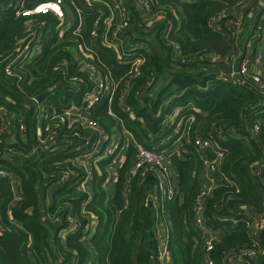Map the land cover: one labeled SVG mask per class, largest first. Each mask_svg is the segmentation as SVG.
I'll return each instance as SVG.
<instances>
[{
    "label": "trees",
    "instance_id": "16d2710c",
    "mask_svg": "<svg viewBox=\"0 0 264 264\" xmlns=\"http://www.w3.org/2000/svg\"><path fill=\"white\" fill-rule=\"evenodd\" d=\"M75 1L82 10V34L90 43L94 20L100 15L105 20L109 10L97 3L88 5L86 0ZM148 1L151 13L157 16L152 17L147 33L151 41L130 38L143 45L137 52L143 63L134 78L130 79V65L118 63L114 51L102 46L100 40L95 43L99 59L87 60L101 74L111 72L115 80L110 108L120 130L121 119L135 139L149 147L170 133L174 138L184 134L181 154L171 153L174 147L170 145L168 149L169 164L178 176L179 196L160 202L156 208L152 203L146 205L156 184L152 171L130 175L136 158L132 143L125 160L119 163V177L111 194L104 187L106 161L98 163L99 177L94 168L90 198L73 181L56 182V174L78 152L36 151L32 98L47 91L41 106L50 114L61 113L72 103L80 106L83 93L75 90L93 88V83L75 61L77 37L72 30L59 35L55 14H16V9H33L42 0L18 1L20 5L0 0V108H6L11 120L9 134L0 136V168L10 174L0 177V264H46V252L52 262L160 264L155 225L161 215L168 217L170 225V264H205V234L195 223L197 196L208 185L204 155L197 152L195 144L198 136L209 137L223 152L214 173L216 184L203 212L206 227L218 235L210 255L213 264H256L240 260L242 250L252 251L253 257L264 261V227L254 226L264 219V96L259 94L260 84L250 76H244L245 82L225 79L234 63L248 52L237 46V28L226 22L237 12L264 16V4L259 7L264 0ZM225 11L219 22L221 29L213 30L212 21ZM139 14L143 16L141 11ZM40 22L45 25L40 26ZM30 24L41 32L42 49L31 48L24 55L16 70L22 73L18 80L6 75L5 66L16 56L15 43H23ZM251 35L255 45L261 41L254 31ZM250 53L255 56L256 47ZM64 61L71 85L59 75ZM176 108H181L178 119L194 116L195 120L184 124L179 133L175 132L177 121L162 130ZM108 109V102L103 100L92 111L105 131V121L111 120ZM4 119L0 114V131ZM46 122L44 119L43 124ZM23 123L24 131L20 129ZM255 123L259 124L257 131ZM54 131L56 135L51 136L57 138L72 136L76 129L62 126ZM218 149L208 150L206 155L215 158ZM6 151H12L13 156L1 155ZM32 154V163L24 159ZM84 211L97 216L94 227L86 226L89 219ZM47 214H56L60 223ZM69 214L78 219L79 228L62 239L59 232L68 226Z\"/></svg>",
    "mask_w": 264,
    "mask_h": 264
},
{
    "label": "built area",
    "instance_id": "2783aa9c",
    "mask_svg": "<svg viewBox=\"0 0 264 264\" xmlns=\"http://www.w3.org/2000/svg\"><path fill=\"white\" fill-rule=\"evenodd\" d=\"M16 1L15 5H20L18 1L25 0H9ZM43 2L36 5L33 9H26L24 11H20L16 9V14L24 16H32L34 14L41 13H53L58 17V22L56 25L57 30L59 31V35L63 36L69 30H72V34L77 37L78 42V51H76L77 56L75 57V61L77 62V66H81V69L89 73L92 86L90 89L81 90L76 89L77 93H83L81 98V103L84 102L85 105L78 109L81 110L83 120L86 123V128L90 130L88 133L89 136L85 137L84 142H80V133L79 129L75 127L72 121V108L71 106L64 109L61 113H53L50 114L44 107L41 105V101L37 100V97H33L32 101L34 102L35 111L37 113L36 117L38 119V131H34V135L37 140L40 142V146H36V151L48 150V151H63L68 149L69 152L77 151V155L71 159L64 169L59 171L57 175V183H66L69 181H73L74 184L78 185V188L85 192L88 196L92 197V189H93V181L95 177L94 168L96 170V175L99 177L101 175V170L99 168L98 163L100 161H106L107 166L109 164L110 170H105L104 176V187L109 190V194L115 188L116 181L118 180V169H116L117 165L121 161H124L126 155L129 151V147L131 143L134 146V150L136 152V158L134 160L133 166L130 170V175L134 176L138 172H141L142 175L145 174L146 171H152V173L156 177V184L153 191L149 194L147 198L146 205L152 203L156 208L158 204L165 200H175L179 196L178 190V180L175 172L169 164L168 154L170 151L168 149L172 146L173 153L174 151H184L182 149L183 137L184 134H180L179 131L182 129L184 124L189 122H193L195 120L194 116H188L178 119L181 108H176L174 112L167 116L166 125L169 127L177 121V128L175 130L176 133H179L177 138H170L171 135H167L162 138L163 140L161 145L156 143L155 146L149 147L144 143L135 139L133 133L128 130L124 122L120 119L122 125V130H119V133L115 138H111L108 135V131L100 129L97 125L98 121L92 117V111L99 105L100 102L106 100L109 105L108 112L111 113L112 110L110 108L111 101L115 91V80L112 77L111 72L103 75L100 73L96 65L87 60V58L92 60H98L100 53L96 48V42L100 40L102 41V46L110 48L114 51L116 60L118 63H128L131 68V76L130 79L134 78L138 73V67L143 63V59L137 52L142 48L138 43L133 41L126 42L125 37L129 39L131 30H135L136 27L142 31L148 32L150 21L152 17L157 16L151 13V7L148 0L142 1H131L132 5L128 6L127 3L123 0H86V4L97 3L98 5L105 7L109 10V16L103 20L102 15L98 16L94 22L93 27L90 32V43L87 42V39L83 36V15L82 10L78 6V3L75 0H42ZM50 3H55L57 11H52L51 9L45 8L44 11H38L37 9L41 5H47ZM10 4L9 6H12ZM138 5V7H137ZM143 11L147 12V16L144 15L141 17L139 14ZM226 16L225 13H221L217 18H215L212 22L213 30L218 31L221 29L219 22L223 17ZM141 17V18H139ZM145 17V18H144ZM136 18V19H135ZM242 18V14L234 15L231 17L226 23L227 25L234 26L236 28L240 25V19ZM264 16H261L259 13L256 17V23L253 31L257 37H260L261 41L264 42V23L262 22ZM131 23H134V25ZM40 26L45 25V22H40ZM127 28V33L122 35L121 30L118 28ZM45 32H43L42 36ZM24 37L26 38L23 43L16 42V50L17 54L13 57L9 63L5 66V73L9 77H16L18 80H21V74L16 72L17 69H20L22 62V58L24 55L29 54L30 49H35L37 51L42 49V43H39L41 32L38 31L37 28H34L33 24H30L26 29ZM46 37V35L44 36ZM131 38V37H130ZM131 40V39H130ZM135 41V40H134ZM131 43V44H130ZM133 47V48H131ZM178 47V46H176ZM132 52L131 55L127 56L126 52ZM256 55L253 56L251 53H246L237 64L236 69L230 70L227 73L225 79L234 80L237 82H243L244 76H250L251 80L260 84V89L264 91V80L262 79L264 76L263 73L256 74L252 76L249 73V67H251L252 63L255 60H259L264 57L262 51H256ZM262 52V53H261ZM81 53L83 56H81ZM84 57V58H83ZM130 60L128 61L127 59ZM67 61H64L61 65V71L59 73L60 77L63 80L67 81L69 85L72 84V81L69 78V68H67ZM233 68V67H232ZM231 68V69H232ZM78 79V78H77ZM245 82V80H244ZM55 87H53V90ZM124 95L121 99H123ZM82 106V105H80ZM0 114L5 116L4 125L0 131L1 133H9L10 132V115L8 114L6 108H0ZM116 117V114H112ZM47 119L46 124H43V120ZM178 119V120H177ZM24 123L20 125V129L22 131L25 130ZM68 127L69 129H76L75 133L70 136L68 134L57 135V138H53L51 136L52 133L56 135V131L53 132V128L59 129L61 127ZM77 126V125H76ZM259 124H254V131H257ZM38 134V135H37ZM1 138V137H0ZM69 139V141H61V139ZM103 143L101 151H98L99 145ZM196 148L199 154H203V164L205 167V179L208 181V185H206L200 194L197 196L196 204H195V223L197 227H199L205 234V264H213L211 259V251L214 247L216 240L218 239V235L210 228H207L205 225V220L203 216V212L205 209L206 200L211 196L212 191L215 187L216 181L214 179V173L216 172L218 165L220 163V159L223 157V152L214 146L213 141L208 137L205 138L203 136H198L196 141ZM170 145V147H169ZM165 146V148H162ZM181 149V150H180ZM217 151V156L215 158H211L206 155V151L210 150L212 152ZM86 154V155H85ZM181 154V153H180ZM103 159L101 160V158ZM93 166V168H92ZM107 169V167H106ZM10 175L5 169L0 168V177H6ZM17 199V198H16ZM86 202L81 205V208L85 209ZM71 207V206H70ZM119 212V211H117ZM87 214L89 222L86 223V226L94 227L96 222L98 221L97 216L93 213L85 212ZM47 218L52 219L57 222L60 219L56 216V214H47ZM67 225L63 230L59 232V235L62 239H65L68 233H74L79 228L78 219L73 215L69 214L67 216ZM258 223H254V226H257ZM156 239L158 241V259L160 264H170V250H169V222L168 217L166 215H161L158 218V221L155 225ZM46 264H53L51 260V256L49 253H45ZM239 259L244 263L254 262L256 264H264V261H260L258 257H253V252L249 250H242L240 252Z\"/></svg>",
    "mask_w": 264,
    "mask_h": 264
},
{
    "label": "rangeland",
    "instance_id": "374dc122",
    "mask_svg": "<svg viewBox=\"0 0 264 264\" xmlns=\"http://www.w3.org/2000/svg\"><path fill=\"white\" fill-rule=\"evenodd\" d=\"M123 1H125L126 3H127V5L129 6H131L132 5V2L131 1H137V0H123ZM139 1H142V0H139ZM137 7H138V5H137ZM259 13H254L253 14V17L251 18V20L249 19V18H247V16L245 15V16H243V14H242V17H244V18H241L240 19V25H239V27L237 28V37H238V40H237V46L241 49V50H244L246 47H245V44L247 43V41H250L249 40V38H250V36H252L251 35V33L253 32V29H254V27H255V23H256V17H257V15H258ZM136 19V18H135ZM250 21H251V24H250ZM132 24L134 25V23H131V26H132ZM118 30H121V32H122V35L123 34H126L127 33V28L125 29H123V28H121V27H119L118 28ZM149 32V31H148ZM148 32H145V31H142V30H140V32H138V38L140 39H143V38H148V39H150V41L152 40L151 39V37H149L148 35H147V33ZM124 40H126V42H128V41H130V38L129 39H127L126 37H125V39ZM260 50L262 51H264V47L262 46V47H260ZM147 52H150V50H147ZM249 53H250V51H248ZM247 52V53H248ZM262 53V52H261ZM264 54V53H263ZM239 59V58H238ZM242 60V59H241ZM240 62V60H237V62H235L234 63V65H233V68L231 69V71L232 70H234V69H236V67H237V64ZM263 64H264V57L263 58H261V59H259V60H255L253 63H252V65H251V67H249V73L252 75V76H255L256 74H258V73H260V71H261V68L263 67ZM248 85V84H247ZM259 94L260 95H263L264 96V91H259ZM72 106H71V108H72V121H74L73 122V124H75V127H77L78 129H79V133H80V142L82 143V142H84L85 141V137H88L89 136V132H90V130L88 129V128H86V123L84 122V120H83V116L81 115L82 114V112H81V110H78V109H80L81 107H83L84 105H85V103L84 102H82L81 103V105L82 106H77V105H75V103H72L71 104ZM99 106V105H98ZM98 106H97V109H98ZM78 108V109H77ZM81 109H83V108H81ZM110 114V116H111V120H109V121H105L106 122V126H107V128H108V135L113 139V138H115L116 136H117V134L119 133V128H120V126H119V124H118V120H117V118L114 116V115H112V114H115L113 111L111 112V113H109ZM36 115H37V113H36V111H34V113H33V116H34V118H32L33 119V121L31 122L32 123V125H31V128H32V131H33V135H34V131H36V133H37V131H38V119H37V117H36ZM77 125V126H76ZM97 125L99 126V128L101 129H103V127L105 128V126L102 124V123H97ZM163 127H162V130L164 129V130H166V129H168L169 127L166 125V123L164 124V125H162ZM119 127V128H118ZM104 130V129H103ZM165 133V132H164ZM6 134H9V133H6ZM38 135V134H37ZM169 135H171V137L170 138H174V135H173V133H170ZM34 138H35V141H36V146H40V142L37 140V138H36V136L34 135ZM159 138H161L160 136H159ZM172 138V139H173ZM163 140H165V139H161L160 141H158L157 142V144L158 145H161V143L163 142ZM61 141H69V142H71V140H69V139H66V138H64V139H61ZM165 143H166V140H165ZM102 146H103V143H101L100 145H99V147H98V151H101V149H102ZM12 151H6V152H4V153H1V155H3V156H8V157H12L13 155H12ZM37 154V153H36ZM86 155V154H85ZM28 157V158H27ZM24 159H27L29 162H31L32 163V161H34V159H35V157H34V154H32L31 156H26V157H24ZM103 159V157L101 158V160ZM107 163V162H106ZM92 168H93V166H92ZM119 168V165H117V167H116V169H118ZM105 170V169H104ZM107 170H110V166H109V164H108V166H107V169H106V172H107ZM42 192V191H41ZM108 194H109V190H108ZM54 222V221H53ZM55 223H60L59 221H57V222H55ZM259 224V223H258ZM260 261H262V259L260 258L259 259Z\"/></svg>",
    "mask_w": 264,
    "mask_h": 264
},
{
    "label": "crops",
    "instance_id": "0c3cea01",
    "mask_svg": "<svg viewBox=\"0 0 264 264\" xmlns=\"http://www.w3.org/2000/svg\"><path fill=\"white\" fill-rule=\"evenodd\" d=\"M264 4V1H263V3H260L259 4V7L261 6V5H263ZM143 13V15L146 17L147 16V12H145V11H143L142 12ZM237 14H239V12H237L236 13V15ZM240 14H242V13H240ZM253 17V14H249V15H247V18H249L250 20H251V18ZM242 18H244V17H242ZM250 24H251V21H250ZM138 32H139V29L136 27V29L135 30H131V33H130V37H132L133 39H138ZM129 37V38H130ZM250 40V39H249ZM135 42L136 43H138V45L139 46H142L143 47V45H142V43H140L139 41H136L135 40ZM256 43V42H255ZM264 47V42L263 41H260V42H258V43H256V45L254 44V42L252 41V40H250V41H247V43L245 44V47H246V49L248 50V51H251L252 49H254V47H256V51H258V50H260V47ZM262 52L264 53V51L262 50ZM261 73H264V64H263V67L261 68V71H260V73H258V74H261ZM119 128V127H118ZM119 130H120V128H119ZM173 171L175 172V169H173ZM175 174H176V172H175ZM177 176V175H176ZM177 178V180H178V176L176 177ZM262 227H264V219H262L261 221H259V227L257 226L256 228L258 229H260V228H262ZM51 260L53 261V258H51ZM53 264H74L73 263V261H66V263L65 262H63L62 260L61 261H55V262H52Z\"/></svg>",
    "mask_w": 264,
    "mask_h": 264
},
{
    "label": "snow or ice",
    "instance_id": "6c2138e0",
    "mask_svg": "<svg viewBox=\"0 0 264 264\" xmlns=\"http://www.w3.org/2000/svg\"><path fill=\"white\" fill-rule=\"evenodd\" d=\"M45 8L51 9L52 11H57L58 9L56 8L55 3H50L47 5H41L37 10L38 11H44Z\"/></svg>",
    "mask_w": 264,
    "mask_h": 264
},
{
    "label": "water",
    "instance_id": "95a60500",
    "mask_svg": "<svg viewBox=\"0 0 264 264\" xmlns=\"http://www.w3.org/2000/svg\"><path fill=\"white\" fill-rule=\"evenodd\" d=\"M239 60H240V59H239ZM218 74H220V73H218ZM47 94H48L47 91L41 93V94L37 97V100H38L39 102L42 101V100L44 99V97H45ZM150 226H151V220L148 219V220H147V228H150Z\"/></svg>",
    "mask_w": 264,
    "mask_h": 264
}]
</instances>
